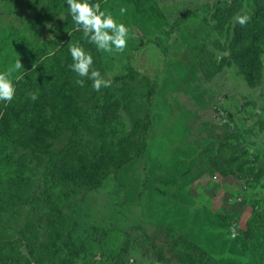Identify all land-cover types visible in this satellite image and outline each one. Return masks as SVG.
Returning a JSON list of instances; mask_svg holds the SVG:
<instances>
[{
  "label": "rangeland",
  "instance_id": "rangeland-1",
  "mask_svg": "<svg viewBox=\"0 0 264 264\" xmlns=\"http://www.w3.org/2000/svg\"><path fill=\"white\" fill-rule=\"evenodd\" d=\"M100 8L129 29L123 52L91 50L46 0H0V72L16 59L21 73L32 71V57L69 42L90 53L105 78L124 75L127 65L135 73L77 143L90 157L108 125L120 131L118 163L108 162L98 181L68 175L76 155L60 152L101 92L70 69L69 51L64 96L25 84L38 98L24 103L43 113L50 130L37 136L35 125L14 119L2 126L9 178L0 183V205L8 197L12 218L0 222V245L8 240L27 254L18 226L36 224L47 242L58 218L57 253L46 252L43 264H249L239 232L264 200V0H103ZM258 9L261 21L253 23ZM243 13L250 20L233 25ZM13 109L0 106V124ZM24 262L36 259L27 254ZM0 264L12 263L0 256Z\"/></svg>",
  "mask_w": 264,
  "mask_h": 264
},
{
  "label": "trees",
  "instance_id": "trees-1",
  "mask_svg": "<svg viewBox=\"0 0 264 264\" xmlns=\"http://www.w3.org/2000/svg\"><path fill=\"white\" fill-rule=\"evenodd\" d=\"M102 1L103 0H89V3H98L100 5ZM46 2L50 9L52 8L54 12H62L65 14V22L68 23L70 29L75 28V26H72V18L68 10L66 0H46ZM260 18L261 10L258 9L254 13V16L252 18L253 23H260ZM248 24L250 25V22ZM77 33L82 34L83 38L82 31H77ZM67 37L68 35L65 33L62 40H66ZM68 43L69 42H65L62 47L53 54H49V52H47L37 57H32L31 61L37 63L35 70L32 69V71L25 72L24 78L14 83L16 87V95L14 96L12 101L8 103L2 102L0 105L1 107L3 106L5 113L11 108H19L17 112L13 109V112H16L15 115L5 120L2 119V124H0V131L3 130L2 126H13V119L16 122L22 120L25 124L29 125L30 123L35 125L36 127L32 128L36 131L37 136H40V132L47 133L50 130L49 127L46 128L48 126V123L43 113L36 109H33L29 112V103H24V100L27 96V93L25 92V84L31 83L34 86L33 88H35L37 84L41 83L45 86L48 93L57 90L60 96H64L66 94V88L64 86V82L61 79L62 75L65 72V69L62 67V62L65 60L69 51L67 47ZM90 46L91 50H96V46L94 44ZM134 75L135 73L132 70L131 65H127L126 73L124 75L116 76L114 79H112L111 87L102 88L100 90L101 94L98 97L95 105L88 110L87 115L82 120V127H76L73 134L70 136V141L67 147L65 148V150L60 152V154H63L65 157H68L72 154L76 155L77 166L74 169L69 170L67 173L68 175L76 176L75 173L81 174L84 172L82 175L84 178L98 181L104 177L108 162H110V164H112L113 166L118 163V159L115 157V155L119 147L124 143V140L120 136V131L118 129L116 130L112 125L107 126L111 129V132L107 133L106 138L101 140L100 143H97L93 146L94 151L92 155H90V157L78 153L77 143L82 134V131L87 129V124L93 118H96L98 116L99 122H101V120H104V117L106 116L105 110L109 108L112 100L114 99L117 87L121 86L122 91L124 92V89L128 88L129 81H132L134 79ZM100 113H103V115H99ZM4 135L5 133H1L0 137ZM49 148H54V145H50ZM2 154L6 155L0 142V157H2ZM7 166L8 165H6L0 158V183L3 180L9 178V176H7ZM10 181H12L11 178ZM47 185L51 189L52 187H57L56 178L51 177L50 183ZM11 208L12 207L9 204V200L7 197V202L5 203V205H0V222L6 223L10 220V218H12L8 215V209ZM6 217L7 221L5 219ZM18 228V241L20 243H24V245L27 246V254L36 259V264H43L44 254L46 252L50 258H53V256L56 255L58 248L57 232L60 228V219L56 218L51 223L50 228L53 230V233L52 235H50V238L47 242H41L40 233L36 224L23 223L19 225ZM230 230L231 229H229V231ZM239 237L247 246L249 264H264V200L260 203L254 204L251 215L246 222V230H241L239 232ZM5 242L6 241H4L3 243ZM9 244L10 243H8L7 240V246H5L6 244L0 245V256L2 257V259H7L12 264L22 263L27 254L24 253L21 249H18L17 252L12 251L9 247ZM23 264L32 263L24 262Z\"/></svg>",
  "mask_w": 264,
  "mask_h": 264
},
{
  "label": "clouds",
  "instance_id": "clouds-1",
  "mask_svg": "<svg viewBox=\"0 0 264 264\" xmlns=\"http://www.w3.org/2000/svg\"><path fill=\"white\" fill-rule=\"evenodd\" d=\"M69 13L74 22L75 30L82 31L83 38L96 46L97 51L106 53H120L127 47L129 29L123 23H118L110 12L102 11L100 5L91 4L89 0H66ZM126 7L120 8V13L124 14ZM63 19V17H61ZM250 20L247 13L237 14L233 18V25L244 26ZM70 35V34H69ZM49 39H55L49 36ZM72 64L70 69L81 78L92 81V88L99 92L102 88L112 86V80L101 75L100 71L93 68L92 55L84 50L78 43L69 44L68 48ZM264 59V56L261 57ZM33 70L36 65L33 64ZM24 69L19 59L10 65L5 71L0 72V102H11L16 95V81L24 78ZM15 74V75H14ZM75 83L84 86V79H77ZM28 97L34 102L38 98V91H29ZM235 233H233V236Z\"/></svg>",
  "mask_w": 264,
  "mask_h": 264
}]
</instances>
